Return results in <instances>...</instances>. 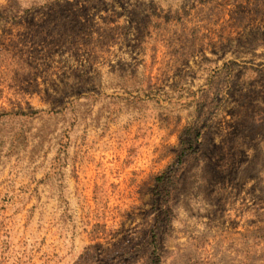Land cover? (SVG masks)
Here are the masks:
<instances>
[{
	"label": "rangeland",
	"instance_id": "1",
	"mask_svg": "<svg viewBox=\"0 0 264 264\" xmlns=\"http://www.w3.org/2000/svg\"><path fill=\"white\" fill-rule=\"evenodd\" d=\"M0 264H264V0H0Z\"/></svg>",
	"mask_w": 264,
	"mask_h": 264
}]
</instances>
